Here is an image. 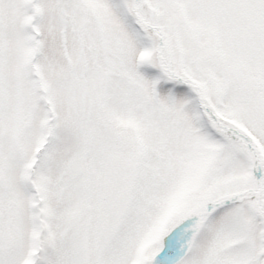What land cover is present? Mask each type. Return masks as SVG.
Listing matches in <instances>:
<instances>
[{
  "label": "snow or ice",
  "instance_id": "6c2138e0",
  "mask_svg": "<svg viewBox=\"0 0 264 264\" xmlns=\"http://www.w3.org/2000/svg\"><path fill=\"white\" fill-rule=\"evenodd\" d=\"M0 264H264V0H0Z\"/></svg>",
  "mask_w": 264,
  "mask_h": 264
}]
</instances>
